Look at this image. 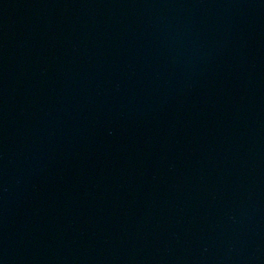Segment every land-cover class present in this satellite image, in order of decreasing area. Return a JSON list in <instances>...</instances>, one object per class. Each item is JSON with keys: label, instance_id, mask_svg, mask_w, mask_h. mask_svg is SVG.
Returning <instances> with one entry per match:
<instances>
[{"label": "water", "instance_id": "obj_1", "mask_svg": "<svg viewBox=\"0 0 264 264\" xmlns=\"http://www.w3.org/2000/svg\"><path fill=\"white\" fill-rule=\"evenodd\" d=\"M0 264H264V0H0Z\"/></svg>", "mask_w": 264, "mask_h": 264}]
</instances>
